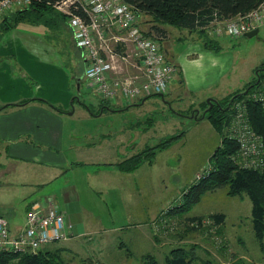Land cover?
<instances>
[{
  "label": "rangeland",
  "instance_id": "1",
  "mask_svg": "<svg viewBox=\"0 0 264 264\" xmlns=\"http://www.w3.org/2000/svg\"><path fill=\"white\" fill-rule=\"evenodd\" d=\"M55 20L59 22L55 23L56 27L54 24L36 25L44 34L43 40L53 46L44 54L59 69L58 72L64 71L70 77L68 90L71 95L65 102L57 104L75 109L70 125L74 123L76 127L90 129L97 134V139L100 133H111V146H101L99 160L111 161V172L116 164V168L125 173H119L115 179L112 175L107 180L101 179L99 188L107 193L92 192L78 204L80 218L88 222L90 229L86 235L76 236L69 242L52 243L46 248H61L67 264H143L142 256L148 253L154 255L160 264H165L164 258L174 246L193 250V264H204L206 260L233 264L238 259L245 263L264 264V252L252 230L251 203L245 194L229 196L226 186L205 193L188 211L191 216H203L210 223L214 221L212 227L204 230L174 226L183 216L174 214L163 218L170 206L179 203L183 192L196 182L197 177L207 172L209 158L221 144L222 135L206 118H200L209 105L203 92L195 95L178 90L182 93H175L168 101L164 97L153 96L130 106L126 102L123 106H116L114 101L102 103L86 86L82 75L84 62L69 30L63 27L66 20L60 16ZM212 26L205 27L208 36L218 46L212 47L211 51L228 63L218 83L219 88L209 95L214 102L212 106L218 104L219 107L225 106V99L230 94L245 91L248 83L256 77L255 68L264 62V23L252 37H232L225 33L215 35ZM163 27L166 35L160 40L162 44L164 42L162 50L166 56L170 57L172 50L178 54L189 50V57L196 55L193 47L194 42L202 44L200 33L170 25ZM188 37L190 40L186 39ZM259 93L264 95V89L251 95ZM195 108L199 113H195ZM82 112L87 113L86 116L80 115ZM228 126L224 129L226 136ZM178 134L181 137L167 148L157 150L151 162H142L132 171L119 168L126 158L150 150ZM95 139L93 137L92 141ZM92 145L97 146V142ZM67 155L74 157L72 151ZM94 167L101 169L102 166ZM68 172L72 177L79 176L72 170ZM23 196L20 188H9L0 181V211L10 226L21 227L25 223L29 200ZM105 198L107 203L103 201ZM82 207L89 208L97 223L89 221L87 214L81 212ZM63 210L68 214L71 212L68 208ZM212 213H221L224 218L217 223L208 216ZM160 218L165 220L161 227L158 226Z\"/></svg>",
  "mask_w": 264,
  "mask_h": 264
},
{
  "label": "crops",
  "instance_id": "2",
  "mask_svg": "<svg viewBox=\"0 0 264 264\" xmlns=\"http://www.w3.org/2000/svg\"><path fill=\"white\" fill-rule=\"evenodd\" d=\"M137 20L144 32L150 31V16L140 13ZM36 24L40 23L21 21L8 31H0V181L9 188H20L24 192L23 198L29 200L25 213L35 204L47 206L49 203L65 212L73 231L69 239L60 242H69L90 230L88 222L80 218L78 204L92 192L107 193L99 188L101 179L107 180L111 175L115 179L116 175L125 172H120L116 164L111 172V161L99 160L101 146H111V133H100L97 139V134L90 129L76 127L74 123L70 125L75 109L57 104L65 102L71 95L68 90L70 77L64 71L58 72L59 69L44 54L53 46L43 40L44 34ZM63 27L70 32L67 17ZM186 39L190 40L189 37ZM162 45L164 47V42ZM193 49L196 54L193 57H189V50L184 54L172 50L170 57L165 55L167 61L176 67L168 93L163 96L167 101L175 93H182L178 90L195 95L203 92L204 98L209 99L211 92L219 88L218 83L228 63L211 50L204 49L201 43L194 42ZM80 56L82 58L81 51ZM124 102L119 98L114 104L123 106ZM194 110L199 113L196 108ZM86 114L82 112L80 115ZM93 137H96L94 142ZM95 142L97 146L92 145ZM69 151L74 157L67 155ZM69 170L79 176L72 177ZM105 199L103 201L107 203ZM67 208L71 211L69 214L63 210ZM88 209L82 207L81 212L87 214L90 222H95V216L92 218ZM0 214L3 215L1 211ZM24 225L14 224L9 228L16 233Z\"/></svg>",
  "mask_w": 264,
  "mask_h": 264
},
{
  "label": "built area",
  "instance_id": "3",
  "mask_svg": "<svg viewBox=\"0 0 264 264\" xmlns=\"http://www.w3.org/2000/svg\"><path fill=\"white\" fill-rule=\"evenodd\" d=\"M28 2L0 1V20ZM54 8L67 17L72 40L85 62L86 86L100 99L122 98L134 103L148 96L166 94L176 67L167 61L160 40L143 31L137 14L123 0H61ZM263 23L264 0H261L245 14L214 20L210 25H214L215 35L239 37ZM251 96L264 106L262 93ZM227 136L237 143L238 151L232 158L238 159L242 168L260 170L263 167V141L250 124L244 100L232 104ZM25 219L24 227L12 233L8 220L0 214V250L34 253L50 243L67 240L73 231L65 214L51 203L31 206ZM164 222L160 218L158 226ZM212 224L203 219L200 227L204 229Z\"/></svg>",
  "mask_w": 264,
  "mask_h": 264
},
{
  "label": "trees",
  "instance_id": "4",
  "mask_svg": "<svg viewBox=\"0 0 264 264\" xmlns=\"http://www.w3.org/2000/svg\"><path fill=\"white\" fill-rule=\"evenodd\" d=\"M59 1L61 0H29L24 8L16 9L1 18L0 31H8L16 27L21 21L38 22L49 26L54 23L59 24L55 20V17L60 16L62 20H66V16L54 8V5ZM123 1L132 7L137 15L143 13L150 16L149 21L152 25L147 34L152 33V35L160 40L166 35L164 27L161 25H170L178 29L188 30L189 32L200 33L203 38L202 47L211 50L212 47L218 48V46L215 40L208 36L205 27H208L214 20H225L239 14H245L261 0ZM256 71V77L244 89L246 92H234L230 94L225 99V106L220 105L221 107H218V104L213 105L204 117H200L206 118L212 127L222 135L221 144L211 154L209 158L210 166L207 172L197 177L196 182L183 192L179 203L170 206L163 218L176 214L183 216V218L177 220L174 226L178 227L180 225L185 229H202L203 227H200L202 220L207 218L203 216H191L188 211L201 200L205 193L214 191L221 186H226L229 196L240 197L244 194L248 196L251 203L250 216L253 234L258 241L260 249L264 252V106L261 101L255 100L251 96L252 92L264 89V62L255 68ZM258 78L259 80H257ZM153 96L161 95H152L143 99L146 100ZM240 99L245 101L250 124L263 141V167L260 170L242 168L238 163V159L232 158L236 156L238 151L236 141L224 134V129L228 126L231 119L232 104ZM141 101L142 99L130 103L129 106L137 105ZM180 137L181 134L172 135L165 142L150 148V150L147 149L141 154L126 158L119 164V168L124 171H132L139 167L142 162H151L157 150L167 148L172 141ZM208 216L217 223L224 218L221 213H212L208 214ZM195 222L199 223L198 226L193 225ZM46 247L34 253L30 251L14 253L0 250V264H67L61 254V248L51 250ZM142 261L143 264H160L157 258L149 253L142 256ZM194 261L195 255L193 254V250L186 249L184 246L170 248L164 258L165 264H193ZM204 264L216 263L206 260ZM233 264L251 263H245L238 259Z\"/></svg>",
  "mask_w": 264,
  "mask_h": 264
},
{
  "label": "water",
  "instance_id": "5",
  "mask_svg": "<svg viewBox=\"0 0 264 264\" xmlns=\"http://www.w3.org/2000/svg\"><path fill=\"white\" fill-rule=\"evenodd\" d=\"M258 30H259V28H255V29H253V30H251V31H249V32H246V33L244 34V36H246V37H252V36H254L255 34L258 33ZM255 73L257 74V71H256ZM78 80H79V79H78ZM257 80H259V78H258ZM77 89H79V82L77 83ZM244 92H246V91H244ZM161 97H162V95H161ZM144 101H145V99H142L141 103H143ZM207 103L209 104V105H208V108H207L206 110L203 111V113H202V117H204V115H205L206 112L212 107V104H213L214 102H213L212 100H210V99H207Z\"/></svg>",
  "mask_w": 264,
  "mask_h": 264
},
{
  "label": "bare ground",
  "instance_id": "6",
  "mask_svg": "<svg viewBox=\"0 0 264 264\" xmlns=\"http://www.w3.org/2000/svg\"><path fill=\"white\" fill-rule=\"evenodd\" d=\"M231 111H232V107H231ZM201 182V181H200Z\"/></svg>",
  "mask_w": 264,
  "mask_h": 264
}]
</instances>
